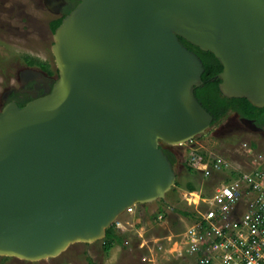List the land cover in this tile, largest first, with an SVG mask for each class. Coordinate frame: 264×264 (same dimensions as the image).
I'll list each match as a JSON object with an SVG mask.
<instances>
[{
	"label": "water",
	"instance_id": "obj_1",
	"mask_svg": "<svg viewBox=\"0 0 264 264\" xmlns=\"http://www.w3.org/2000/svg\"><path fill=\"white\" fill-rule=\"evenodd\" d=\"M75 1L52 34L49 93L0 110L1 257H57L165 199L176 172L161 143L213 122L194 94L203 63L180 38L223 67V97L264 108V0Z\"/></svg>",
	"mask_w": 264,
	"mask_h": 264
},
{
	"label": "built area",
	"instance_id": "obj_2",
	"mask_svg": "<svg viewBox=\"0 0 264 264\" xmlns=\"http://www.w3.org/2000/svg\"><path fill=\"white\" fill-rule=\"evenodd\" d=\"M194 139L181 145L187 146L184 164L198 179L196 189L181 188V200L193 217L181 216L186 219L183 230L154 238L151 245L140 234L136 243L139 262L264 264V138L242 142L238 160L197 146ZM136 207L124 213L133 214ZM163 218L157 212L153 219L160 222ZM127 223L117 219L113 225L127 232ZM124 244H129L127 239Z\"/></svg>",
	"mask_w": 264,
	"mask_h": 264
},
{
	"label": "rangeland",
	"instance_id": "obj_3",
	"mask_svg": "<svg viewBox=\"0 0 264 264\" xmlns=\"http://www.w3.org/2000/svg\"><path fill=\"white\" fill-rule=\"evenodd\" d=\"M50 18L52 15L41 5V0H0V96L9 84L15 82L18 62L22 61V56L38 54L41 58L50 55L49 47L52 38L45 29ZM233 122L235 123L236 119L230 115L220 124H214L205 134L194 139L197 146L203 145L206 149L220 151L223 155L238 160L237 151L242 142L264 138V135L243 132L234 136L235 132L231 130L233 128L230 126ZM163 145L176 155L177 162L174 165L176 182L186 185V187L189 186V181L197 182L198 179L193 176L195 173L189 166L186 164H184L185 167L183 166L187 146H168L161 143L163 148ZM173 188L174 186L168 192V198L165 197V200L171 203L168 211L167 206L157 200L148 203L149 205L146 207L137 205L135 213H123L118 217L123 223L128 222L125 225L128 229L127 232H122L125 235V240L127 239L129 242L128 245L124 244L126 250L122 246L116 245L109 250L107 255H104L101 251L102 241L92 244L74 243L54 258L29 262L0 256V264H141L137 260L140 251L136 247L140 234L151 245L154 238L175 235L185 226L186 219L173 210V207L185 208V204L181 200L182 187H177L175 193L172 191ZM160 208L164 209V218L162 221L156 222L152 218V213H157ZM131 252L135 258H133V262L130 258Z\"/></svg>",
	"mask_w": 264,
	"mask_h": 264
},
{
	"label": "flooded vegetation",
	"instance_id": "obj_4",
	"mask_svg": "<svg viewBox=\"0 0 264 264\" xmlns=\"http://www.w3.org/2000/svg\"><path fill=\"white\" fill-rule=\"evenodd\" d=\"M62 3L60 5H56L60 3V0H47V4L51 5L50 9L45 0H41V5L44 7L48 13L52 15L46 23V31L51 35L54 32V24L57 20H62V18L69 13L78 3L75 0H61ZM53 3V5H52ZM56 3V4H54ZM52 41L50 43V46ZM50 50L49 56L41 57L37 54H27L33 60L31 64L26 63L25 61L18 62V69L15 74L14 80L12 84H9L7 88L4 89L0 96V110L1 108L9 103L16 102L18 106H23L27 102L33 100L34 98L42 97L49 93V89L52 88L54 82L58 78V71L54 59ZM191 50V49H190ZM32 69L35 72H38V75L32 76L24 74V70ZM255 107V106H254ZM257 108V107H256ZM264 108H257L252 110H247L246 112L234 111L231 110L228 114L223 117L221 120L216 122L215 124H220L224 119L228 118L230 115L235 117L236 122L230 124L234 131V136L238 135V133H252L255 135H264V112L262 111ZM212 124L211 126H213ZM233 136V135H231ZM230 138V137H228ZM227 139V137H226ZM164 146V145H163ZM164 149L165 146H164Z\"/></svg>",
	"mask_w": 264,
	"mask_h": 264
},
{
	"label": "trees",
	"instance_id": "obj_5",
	"mask_svg": "<svg viewBox=\"0 0 264 264\" xmlns=\"http://www.w3.org/2000/svg\"><path fill=\"white\" fill-rule=\"evenodd\" d=\"M61 22V20H57L54 24V28ZM58 23V24H57ZM180 41L188 48L191 49L194 53L198 55V57L201 59L203 63L204 72L201 75V79L203 81V85L196 88L194 90V94L200 104L213 116V122L212 124H215L219 120H221L223 117H225L229 111H241L246 112L247 110L257 109L254 107L251 103H249L245 98H237V99H229L226 97H223L219 91L218 84L220 82V79L215 78L217 74H219L223 67H221L220 63L217 61V59L212 55L210 52L201 51L199 48L191 45L190 43L186 42L184 39L180 38ZM22 60L26 63L31 64L33 62L32 58L30 56L24 55L22 56ZM264 112V109L262 110ZM264 123V122H263ZM163 148V147H162ZM164 153L167 155L168 159L171 161L172 165L174 166L177 162V158L174 152L170 151L169 149H164ZM184 165V163H183ZM189 186L186 187V185H181L180 183L175 182L173 192H176L177 187H182L184 189L188 190H194L197 188V183L194 181H189ZM168 198V193L166 194ZM172 201V199H170ZM177 201V199H174ZM160 202L164 203L167 208L171 204L165 200L161 199ZM149 204H143L142 206L146 207ZM170 207V206H169ZM173 210H176V213L178 215L191 219L193 217L192 210L188 208L185 205V208L180 207H173ZM158 212L165 214L164 209L160 208ZM152 218L156 216V213H152ZM101 242V251L104 255H107L109 250L116 246L120 245L124 250H126V247L124 245L125 241V235L117 230L115 226L112 224L108 229H106L105 237L100 240ZM7 258V257H4ZM131 261H134V254L130 253ZM134 258V259H133ZM139 260V259H137ZM90 262V260H89ZM179 262L176 260H172L170 262H167L166 264H178Z\"/></svg>",
	"mask_w": 264,
	"mask_h": 264
}]
</instances>
